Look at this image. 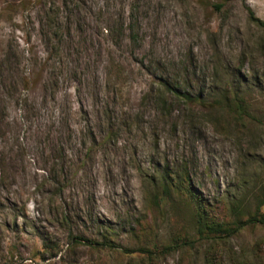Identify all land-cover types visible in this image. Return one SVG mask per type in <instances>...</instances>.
<instances>
[{
  "label": "rangeland",
  "instance_id": "374dc122",
  "mask_svg": "<svg viewBox=\"0 0 264 264\" xmlns=\"http://www.w3.org/2000/svg\"><path fill=\"white\" fill-rule=\"evenodd\" d=\"M54 1L0 0V264H264V223L214 245L163 191L258 209L264 0Z\"/></svg>",
  "mask_w": 264,
  "mask_h": 264
},
{
  "label": "trees",
  "instance_id": "16d2710c",
  "mask_svg": "<svg viewBox=\"0 0 264 264\" xmlns=\"http://www.w3.org/2000/svg\"><path fill=\"white\" fill-rule=\"evenodd\" d=\"M51 4L55 5L54 0H48ZM49 10V9H48ZM46 20L51 24L52 28H55L54 21L51 20L47 12ZM260 26L264 27V23L261 21H257ZM59 31L54 32L53 39L59 37ZM232 87L229 86L227 90L221 95L222 98V107H226L227 111L231 114L233 112L238 113V119L242 118L241 115L246 113V102L243 98H240L238 90L234 88V92L231 91ZM175 92H172V94ZM191 101L187 96L183 97ZM175 190L179 194H185L190 200L193 208H194V219L196 225V235L198 239L204 241H210L214 245H218V240H222V238L231 237L234 234L238 233L241 229L246 226L253 224H263L264 223V215H260V208L264 207V193L259 191L258 195H255L256 202H258V209L256 211H252L251 208L248 207L247 199L242 198L239 200L228 201L226 205L227 210L226 216L229 220H225V218H220L209 205L208 202L203 200L201 197L197 195L194 188L190 184V180L187 174L182 173L178 175L176 178L172 176V174H168L167 177L163 180V191L165 193H170ZM77 242H83L84 244L94 246L95 243L93 241H89L83 239L81 237L74 239ZM194 241L190 239H184L175 241L173 245H169L164 247L162 250L164 252H173L177 249L181 248H191ZM113 242H104L103 245L105 247L113 248L111 246ZM141 253H144L147 260L152 261L154 258V252L152 250H141ZM208 258V257H207ZM207 264H213L210 260L207 261Z\"/></svg>",
  "mask_w": 264,
  "mask_h": 264
}]
</instances>
